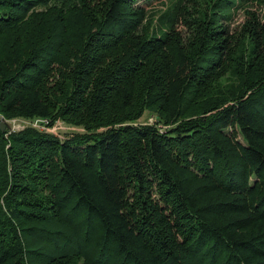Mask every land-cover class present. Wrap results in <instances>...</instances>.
Masks as SVG:
<instances>
[{
  "label": "trees",
  "instance_id": "obj_1",
  "mask_svg": "<svg viewBox=\"0 0 264 264\" xmlns=\"http://www.w3.org/2000/svg\"><path fill=\"white\" fill-rule=\"evenodd\" d=\"M139 1L0 0V264H264V0Z\"/></svg>",
  "mask_w": 264,
  "mask_h": 264
},
{
  "label": "rangeland",
  "instance_id": "obj_2",
  "mask_svg": "<svg viewBox=\"0 0 264 264\" xmlns=\"http://www.w3.org/2000/svg\"><path fill=\"white\" fill-rule=\"evenodd\" d=\"M180 1V0H179ZM197 1H200V0H195V2ZM204 1V0H202ZM177 2V0H149V3L146 5L144 4L143 1H139L140 5H143V6H147V8H149V16H148V21H151L152 22V25H151V28L153 27V24L155 23V19L162 13L166 12V10L169 8V7H172L175 3ZM249 6V4L247 5ZM247 6H244V9L242 8H237L235 10V13L231 19L232 21V26H235V27H238V26H241L244 21H245V14H244V11L247 9ZM255 10V8H252ZM242 27H239L237 29H232V33H235V32H239L241 31ZM234 64V63H233ZM233 66H228L224 72L225 73H230V69L232 68ZM227 87H233L234 88V82H233V79H226V82L223 83L222 85V88H227ZM221 88V89H222ZM232 90V89H231ZM143 122H146V123H152V119L146 115L144 116V118L142 119ZM33 122L29 123V122H25V121H22V120H18V119H14V120H11V121H2L1 120V125L2 126H5V125H8L11 127V130H21L22 128H24L25 126L27 125H32ZM40 125V123H38ZM34 127H38L37 125V122H35L33 124ZM47 127V126H42V130ZM69 128L65 127L61 121H56L55 123V126L53 125L49 131H51L52 133H54L55 135H59V136H62V133L68 131Z\"/></svg>",
  "mask_w": 264,
  "mask_h": 264
},
{
  "label": "water",
  "instance_id": "obj_3",
  "mask_svg": "<svg viewBox=\"0 0 264 264\" xmlns=\"http://www.w3.org/2000/svg\"><path fill=\"white\" fill-rule=\"evenodd\" d=\"M3 127H4V126H2L1 123H0V129H1V130H3Z\"/></svg>",
  "mask_w": 264,
  "mask_h": 264
}]
</instances>
